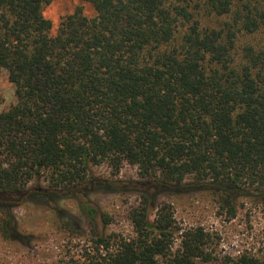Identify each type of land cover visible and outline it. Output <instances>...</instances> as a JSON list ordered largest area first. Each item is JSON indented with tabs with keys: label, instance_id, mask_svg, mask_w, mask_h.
Instances as JSON below:
<instances>
[{
	"label": "trees",
	"instance_id": "16d2710c",
	"mask_svg": "<svg viewBox=\"0 0 264 264\" xmlns=\"http://www.w3.org/2000/svg\"><path fill=\"white\" fill-rule=\"evenodd\" d=\"M52 34V0H0V68L15 101L0 111V234L28 246L14 209L33 203L60 228L93 230L73 264H264L218 257L165 195L213 194L228 217L264 212V0H84ZM119 174L136 166L139 178ZM137 193L132 235L108 232L96 193ZM82 259V260H81Z\"/></svg>",
	"mask_w": 264,
	"mask_h": 264
},
{
	"label": "rangeland",
	"instance_id": "374dc122",
	"mask_svg": "<svg viewBox=\"0 0 264 264\" xmlns=\"http://www.w3.org/2000/svg\"><path fill=\"white\" fill-rule=\"evenodd\" d=\"M77 6L85 13L96 15L91 3L84 0H52L45 7V16L52 20V34H56L60 23ZM14 86L7 71L0 68V111L15 101ZM94 172L103 177L123 179L139 178L136 166L124 165L119 174H114L108 165L96 166ZM93 200L102 210L110 213L113 222L108 232L116 231L132 235L133 227L128 217L132 206L138 204L137 193H96ZM173 205L175 217L183 227L202 226L210 233V249L218 257L241 253L264 257V212L261 202L252 198L239 201L237 216L228 217L219 206L217 198L208 192L181 195H165L160 198ZM69 212L80 219L81 230L74 227L60 228L57 215L49 208L25 203L14 209L18 231L31 235L28 246L10 240L0 234V264H73L91 248L93 230L74 200L62 203ZM82 260V259H81Z\"/></svg>",
	"mask_w": 264,
	"mask_h": 264
}]
</instances>
